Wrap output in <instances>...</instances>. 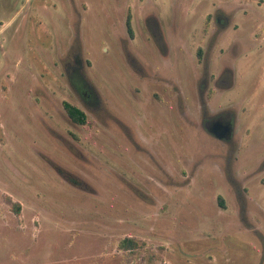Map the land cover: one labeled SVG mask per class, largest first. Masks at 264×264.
<instances>
[{"label":"rangeland","instance_id":"obj_1","mask_svg":"<svg viewBox=\"0 0 264 264\" xmlns=\"http://www.w3.org/2000/svg\"><path fill=\"white\" fill-rule=\"evenodd\" d=\"M149 13L189 45L165 94L134 64ZM202 37L233 59L229 145L201 129ZM263 46L264 0H0V264H264Z\"/></svg>","mask_w":264,"mask_h":264},{"label":"flooded vegetation","instance_id":"obj_2","mask_svg":"<svg viewBox=\"0 0 264 264\" xmlns=\"http://www.w3.org/2000/svg\"><path fill=\"white\" fill-rule=\"evenodd\" d=\"M151 13L147 14L144 17L145 23L143 27L139 29L138 37L134 38V41L137 43L138 47L144 46L148 48L147 54H135V65L136 69L139 72L140 79L146 83V85L153 86L154 89L157 90V93H168L170 92V88H174L172 85V78H179L177 75V66L179 61L189 60L188 52L185 40H181L179 38H173V34H170V31L166 30L160 23L157 22H149L148 18ZM217 24L222 25L223 28H227L221 22L220 18L218 19ZM206 31V29H204ZM207 34V33H206ZM206 34H204L206 36ZM133 40V38H132ZM152 42L151 47L149 46V42ZM254 40H234L233 44H230L231 47H236L242 43L251 42ZM143 42V44H142ZM198 48L195 51V58L197 59V63L203 67L199 78L202 77V84L198 87L199 99L201 102V129L211 138L223 142L226 145L234 143L235 139V116L232 115L230 111L232 109H223L216 108L215 111H212L209 106H216V103L210 104V100L220 93L222 90L221 82L222 75L224 74L222 70H218V66L226 63H230L233 59L223 58L221 57L222 53V40L219 38H206L202 37L198 39ZM243 45V44H242ZM149 46V47H148ZM264 47V46H263ZM260 49V48H259ZM182 52V54H180ZM216 58L212 62L211 58L216 55ZM147 55H151L152 57H148ZM188 56V57H187ZM190 62V61H188ZM78 63V60L76 61ZM175 69V71H174ZM75 73L77 70H74ZM211 71V74H210ZM228 71V70H226ZM231 76L232 70H229ZM210 74V75H209ZM180 79V78H179ZM231 85V83H230ZM147 88L144 84L141 85L140 89L145 90ZM177 92L179 94H183L182 91L177 87ZM142 94V91H141ZM91 97V96H90ZM213 97V98H212ZM165 100V99H164ZM160 99L158 100V102ZM139 105L144 101H139ZM220 104L218 103V106ZM221 107V105H220ZM255 137V136H254ZM256 139V138H255Z\"/></svg>","mask_w":264,"mask_h":264},{"label":"trees","instance_id":"obj_3","mask_svg":"<svg viewBox=\"0 0 264 264\" xmlns=\"http://www.w3.org/2000/svg\"><path fill=\"white\" fill-rule=\"evenodd\" d=\"M126 27H127V31L129 32V35L133 36L131 17L130 16H128V18H127ZM63 105H64V109H65L67 115L70 117V119L74 123H76L78 125H85L87 123V116H86L84 111H82L77 106H75L71 103H68V102H64ZM218 202L222 208H225V205H224L222 198H219ZM15 205H17V204H15ZM15 209H16L15 210L16 213L20 212V206L19 205H17ZM136 248H138V243L135 239H132V238H126V239L122 240L120 243V249L125 250V251L135 250Z\"/></svg>","mask_w":264,"mask_h":264}]
</instances>
